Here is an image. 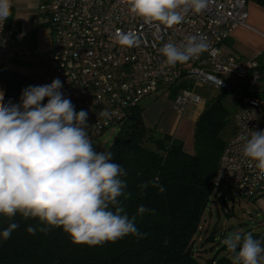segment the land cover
Returning a JSON list of instances; mask_svg holds the SVG:
<instances>
[{"label":"built area","instance_id":"obj_1","mask_svg":"<svg viewBox=\"0 0 264 264\" xmlns=\"http://www.w3.org/2000/svg\"><path fill=\"white\" fill-rule=\"evenodd\" d=\"M40 13L43 23L52 27L53 41L48 72L42 79L34 78L36 86L59 78L61 91L75 110L88 112L92 140L119 128L129 111L148 98H170L182 83L193 87L174 99L180 114L190 104H206L197 88L232 92L240 87L234 115L237 132L222 154L215 182L246 198L264 193V177L254 162L243 157V141L237 140L242 132L264 130L263 55L245 59L222 51L238 28L248 27V0H209L202 12L189 10L182 23L159 30L157 24H146L130 13L127 0H41ZM129 31L138 35V46L118 43V32ZM189 36L206 37L207 50L184 64L166 65L160 48L167 42H186ZM26 55L9 18L0 22V66L22 61ZM102 110L111 118H99ZM255 239L264 247V234Z\"/></svg>","mask_w":264,"mask_h":264},{"label":"clouds","instance_id":"obj_2","mask_svg":"<svg viewBox=\"0 0 264 264\" xmlns=\"http://www.w3.org/2000/svg\"><path fill=\"white\" fill-rule=\"evenodd\" d=\"M130 13L146 24L171 28L184 21L189 10L200 13L209 0H127ZM12 0H0V22L11 16ZM121 46L140 44L133 32H118ZM204 36H189L180 44L167 42L160 48L165 64H184L207 50ZM222 82H219V86ZM59 78L50 84L30 85L22 90L19 104L6 103L0 91V215L10 220L17 214L38 220L27 231L47 233L61 228L76 244L90 246L116 242L126 236L145 237L136 227V216H129L124 201L132 193L126 191V170L112 162L111 152H97L89 137L88 112H77L62 93ZM47 98V103L42 104ZM99 118H111L107 110ZM242 155L264 177V130L242 132ZM158 187V178L145 182ZM152 209L141 205L137 215ZM12 222L0 233L7 240L18 228ZM232 253V264H262L264 247L251 233L239 230L222 240Z\"/></svg>","mask_w":264,"mask_h":264},{"label":"trees","instance_id":"obj_3","mask_svg":"<svg viewBox=\"0 0 264 264\" xmlns=\"http://www.w3.org/2000/svg\"><path fill=\"white\" fill-rule=\"evenodd\" d=\"M248 1L264 7V0ZM30 85H36L34 78L12 71L9 65L0 66V91L6 103L19 104L22 90ZM192 87L182 83L170 98ZM239 91L240 87L222 91L206 101L195 125L192 154L173 137L147 127L142 117L145 108L129 111L108 152L112 162L127 172L126 191L132 195L124 206L130 217L136 216L138 231L147 236L129 235L97 246L76 244L61 228L30 234L27 228L37 226L38 220L0 215V233L12 222L19 225L7 240L0 236V264H232L233 254L222 243L225 235L217 237V226L211 228L206 213L211 216L213 206L226 205L215 177L234 135ZM46 103L47 98L42 101ZM156 178L164 192L151 184L143 190L139 187ZM141 205L154 212L137 215Z\"/></svg>","mask_w":264,"mask_h":264},{"label":"rangeland","instance_id":"obj_4","mask_svg":"<svg viewBox=\"0 0 264 264\" xmlns=\"http://www.w3.org/2000/svg\"><path fill=\"white\" fill-rule=\"evenodd\" d=\"M250 2L248 1V3ZM40 6L41 4L38 5V0H25L26 8L21 14L24 20L21 29L23 38L21 45L27 55L24 60L9 64V68L12 71L20 73L30 79L44 78L51 61L52 27L48 25L38 28V24L44 22L40 13ZM260 54H254L251 58ZM219 93L220 91L211 87H200L196 89V94L201 96L205 101L218 96ZM160 98L162 99L163 97L148 98L142 103L141 107L146 108L148 103L157 101ZM229 100L233 101V97L229 98ZM234 127L233 137L237 132L236 126ZM118 132L119 128H112L107 130L102 136L94 140L91 139L95 150L97 152H108ZM222 194L226 199L224 208L213 206L211 216L208 212L206 213V218L211 228L217 226V237L220 238L222 234L227 236L229 233L237 230L243 234L251 233L253 236H259L264 231V195L258 193L250 199L231 190H223ZM224 209L225 211H229L230 214L228 216L225 214Z\"/></svg>","mask_w":264,"mask_h":264},{"label":"crops","instance_id":"obj_5","mask_svg":"<svg viewBox=\"0 0 264 264\" xmlns=\"http://www.w3.org/2000/svg\"><path fill=\"white\" fill-rule=\"evenodd\" d=\"M41 0H38V5ZM25 0H13L12 14L9 17V27L16 34L19 45L22 44L23 19L21 14L25 9ZM249 20L248 27L238 28L232 37L222 47L225 55H236L241 58H251L254 54L261 53L264 59V8L248 3ZM48 26L39 23L38 28ZM53 39V38H52ZM201 97V96H200ZM163 97L152 103H148L142 115L145 125L156 129L163 135H169L183 144L185 152L194 153L195 125L205 109V105L190 104L180 114L174 100Z\"/></svg>","mask_w":264,"mask_h":264}]
</instances>
